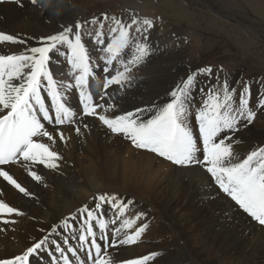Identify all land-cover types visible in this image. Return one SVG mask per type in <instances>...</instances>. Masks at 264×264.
<instances>
[{"label": "bare ground", "instance_id": "1", "mask_svg": "<svg viewBox=\"0 0 264 264\" xmlns=\"http://www.w3.org/2000/svg\"><path fill=\"white\" fill-rule=\"evenodd\" d=\"M48 1L37 0L33 3L32 0H0V33L13 35L24 42L0 43V55L27 53L32 47L45 46L46 38L52 36L51 33L55 31L51 30L48 24L42 23L41 14L44 11L46 13V8L43 9V7H46ZM119 2L120 0H73L72 4L76 10L79 9L78 3L83 4L77 17H73L72 13H65L66 9L62 6L61 14L68 17L69 22H73L94 17L97 13L92 10L99 5H102V9L106 8V11H114L113 6L119 5ZM253 6L257 11L264 9L261 4ZM35 12H38L37 26L41 29L37 33L32 31V18ZM116 17L122 22H130L134 16L120 13ZM137 21L141 20L137 19ZM159 24L161 25V22L153 21V27L147 32L148 43L150 46L154 43H162V59L169 61L171 54H178L182 48L174 47L168 39L164 32L168 26L159 27ZM66 28H73V31H76L74 26L68 24L57 29L54 35L64 32ZM111 36L110 32L108 35L104 32L103 38L108 42ZM96 37L82 41L85 46L88 45V41L90 42L93 50L87 48V51L90 62L94 63L99 60H93L92 57L101 51L95 40ZM57 48L59 51L54 49L49 53L51 59L48 69L56 81L57 88L60 89L63 85L62 96L74 115L71 121L61 125L49 124L41 118L46 129L54 135L55 144L48 141L46 137L33 138L48 144L51 150L59 154L61 158L56 161L58 165L56 168L22 160L0 166L9 171V174L28 193L25 195L19 192L0 177V194H2L0 201L6 202L21 213L0 214V260H13L16 256L23 255L28 248L33 247L41 239L48 237V242L29 257L28 264H94V260L100 257L96 256L92 247L91 249L83 247L91 246L92 240L96 237L101 239L102 235V242L95 239L96 243L101 245V256L104 260L111 257L115 264L138 260L146 256H151L152 259L145 264H184L187 262L185 252L175 253L170 234L166 235L161 223L155 220L153 214L148 213V206L157 205L168 224H174L177 228L185 230L187 239L195 241V246H187L190 252H195L198 258L203 253L208 259L211 258V261L206 260L207 264H264V227L239 213L238 207L236 208L234 203L216 188L215 179L204 172L203 167H206L204 164L180 166L166 159L164 161L163 157L158 159L157 154L135 147L131 139L126 138L124 134L113 133L97 117L82 114L83 105L75 93L77 89L67 87L69 83H75L73 69L68 60L70 52L66 45H58ZM152 52H154L153 49L150 54ZM128 57L131 58L125 55V58ZM118 64L116 62L110 71H117ZM105 66L104 60H100L97 66L98 75L104 79L107 77V72L103 71ZM155 67L153 75L144 78L143 81L164 79L168 75V65L157 64ZM132 74L131 71L128 75ZM98 79L91 82L97 83ZM131 86V89L126 87L125 90V86L110 85L111 97L103 87L102 96L97 104L105 105V108H97V112L112 118L140 109L142 105L137 98L148 97L152 91L149 85L143 82L137 84L133 82ZM89 87L93 88L94 85L90 84ZM98 91L99 89H95V92ZM209 93L211 91L207 93V96ZM164 94L167 95L168 91ZM42 95L47 98L46 104L51 106L52 102L47 97V93L42 90ZM92 102L95 104V101L92 100ZM162 102L159 101L158 104ZM202 106L203 103L196 105L191 111L192 118H187L188 125L193 129L196 137L199 136V126L197 124L192 127L191 124ZM146 108L145 120L156 110V108ZM50 115L54 117L55 113L50 112ZM259 117L261 116H257V119ZM262 119L264 123V116ZM76 128H79V134ZM58 132L63 133V140L60 139ZM226 142L231 143L233 150L236 147L245 151L252 148L258 150L264 147V134L259 136L238 133L232 135L231 140ZM198 148L196 155L202 160V142L198 143ZM196 171L200 173L201 178L194 186L188 188V193L184 197L182 194L174 193L166 198L163 191H173L175 181L179 186L184 185L186 176ZM29 172H35L40 180H34ZM167 181L169 183L163 186ZM113 192H119V196L112 194ZM134 194L143 198L147 206L134 202L131 197ZM101 195L108 197V200L100 207L105 211L97 214L98 220H102L105 227L101 231L97 221H92L96 236L89 237L86 231L87 214L82 210L87 208L97 212L96 204ZM111 197H115V201H112ZM118 204L123 205V216L120 215V209L116 206ZM125 219L133 221L131 228L117 233V229L122 228V222ZM5 220L9 223H4ZM143 225L147 227L136 243L118 244L117 247L105 249L104 238H107L108 243L112 240L118 242L126 233L132 234ZM75 226L78 227V231ZM205 230L210 232L202 233ZM69 235L71 237L66 242ZM81 236L86 239L82 240ZM205 244L206 248L202 249L201 246ZM212 251L214 254L210 257L209 253Z\"/></svg>", "mask_w": 264, "mask_h": 264}, {"label": "snow or ice", "instance_id": "2", "mask_svg": "<svg viewBox=\"0 0 264 264\" xmlns=\"http://www.w3.org/2000/svg\"><path fill=\"white\" fill-rule=\"evenodd\" d=\"M32 2L36 3L37 0ZM104 18L109 19L107 16ZM111 20L114 26L110 28V32L114 35L105 44L104 34L97 32L96 42L104 45L102 51L106 56L101 57L106 65L104 71L109 72L114 61H120L124 70L105 77L103 85L105 89L112 84L122 85L128 82L131 79L128 75L131 67L143 62L152 51L147 35L148 30L153 27L152 20L145 18L142 22H138L135 17H132L130 22H122L116 17H112ZM95 22L94 20L93 23ZM80 28L79 23L75 25V32L73 28H66L62 33L47 37L45 46L32 47L27 53L0 55V166L21 160L44 164L51 168L58 166L56 161L61 158L59 154L51 150L48 144L33 138L46 137L55 144L54 135L46 129L41 118L49 124L61 125L71 121L74 115L62 96L63 85L60 89L57 88L56 81L48 69L51 59L49 53L54 49L59 51L58 45H66L70 52L68 60L75 81L74 84L69 83L67 87L79 91L84 116L97 117L113 133L124 134L126 138L131 139L135 147L147 149L176 165L204 164L219 189L254 220L264 225V148L253 151L240 160L234 154L231 143L226 142L231 140V137L221 136L225 130L233 132L236 130L237 115L242 116L249 123L253 120L255 111L249 108V85L245 83L240 91L235 109L232 107L235 89L230 88L227 82L222 84L219 90H213L208 94L203 106L195 115L199 126L198 137L194 136L193 129L187 122L188 98L194 85V75L189 76L177 90L173 91L171 93L173 99L156 109L148 119L145 120L140 115L146 111L144 109L110 118L97 112V108L103 109L105 105L92 102L93 97L88 90L89 78L92 76L90 57L85 44L82 43ZM69 33H73V39L69 38ZM137 33L140 35L137 36ZM3 42L24 43L13 35L0 33V43ZM126 50L131 52V58L124 63L122 56L126 55ZM200 71L208 73L211 69ZM42 90L51 99V106L46 104L47 98L42 95ZM257 103L260 109L264 110V97H261ZM234 111L237 115H230ZM50 112L55 113L54 117ZM79 131V128H76L77 134ZM57 134L61 140L64 139L63 133ZM199 142L203 144L202 160L196 155L199 151ZM29 175L34 180H40L35 172H29ZM0 177L19 192L28 195L26 189L9 174V171L0 168ZM98 199L97 212L108 197L101 195ZM115 199L111 197L112 201ZM116 206L123 216V205ZM82 211L87 213V234L89 237H95L92 221H97L101 231L105 224L102 220H98L96 212L87 208ZM4 213L21 214L6 202L0 201V214ZM4 223L9 221L5 220ZM132 224L131 220H123L122 228L117 229V233L131 228ZM146 227L147 225H143L132 234L126 233L118 242L112 240L108 243L107 238H104L105 249L117 247L118 244L136 243ZM81 239L84 240L86 237L81 236ZM47 242L48 237H45L28 248L23 255L16 256L13 260H0V264H28L29 257ZM91 247L95 250L96 256L100 257L94 260V264H115L111 257L108 260L103 259L101 245L96 243L95 239L92 240ZM150 259L151 256H146L120 264H145Z\"/></svg>", "mask_w": 264, "mask_h": 264}, {"label": "rangeland", "instance_id": "3", "mask_svg": "<svg viewBox=\"0 0 264 264\" xmlns=\"http://www.w3.org/2000/svg\"><path fill=\"white\" fill-rule=\"evenodd\" d=\"M72 1L73 0H49L46 3V7H43V9L46 8V13L44 11L43 14H41L42 23L44 25L48 24L51 30H55L51 35H54L56 30L61 27H65L68 24L75 27L77 23L81 25L79 33L82 37V41L88 40V38H94L98 31L102 34L106 32V35H108L110 28L114 26L111 18L120 15V13H125L132 14L134 17L141 20L138 22H142L143 19L147 18L152 21L157 20V22H161V25H158L159 27L168 26L164 31L168 39L174 44V47L179 46L182 48L179 50L181 52L178 51V54H171L170 60L166 61L162 59L163 56L161 55L162 43H154L150 46L154 52L149 54L140 65L137 64L131 67V71L133 72L130 76L131 79L123 83L122 87L125 86V90L126 87L131 89V84L133 82H135V84L143 82L148 84L152 91V94L148 97L140 96L137 98V101L142 105L140 109L145 110L147 109L146 107L158 109L163 107L164 104L169 103L173 99L171 93L177 90L187 78L192 75H194V85L189 92L188 118H192L193 114H191V111L196 105L204 104L209 91L219 90L221 85L225 82H227L230 88L235 89L232 103V107L235 109L237 107L240 91L245 83H247L250 87L249 108L255 111V116L251 123H249L242 116H238L235 111L230 113V115H237L236 130L234 132L225 130L221 133V136L226 137L229 135V137H231L238 133L259 136L264 134V123L262 119L264 110H261L257 103L261 97H264V9L257 11L254 10L253 6L256 4L264 6V0H120L118 3L119 5L113 6L114 11H106V8L102 9V5H99L98 8L96 7L92 10V12L96 11L97 13L94 17H86L69 22V18L61 14L62 7L66 9L65 13H72V15H74L73 17H77L79 10L83 6V4L78 3L79 9L76 10ZM33 15L32 31L33 33H37L41 31L39 26H37L38 12H35ZM105 16L109 19H105ZM73 17L70 18L72 19ZM97 19H99V21H97ZM94 20L96 21L95 23H93ZM101 25H103V27H101ZM110 34L114 35L111 32ZM69 38H74L72 33H69ZM95 40L97 41V37ZM106 42L107 40L105 39V43ZM99 46L101 51L92 57L93 60L99 61L96 63L90 62L92 76L89 78V85L93 84L94 87H89L88 89L92 94L95 104L98 103L99 98L102 96L103 85L105 83L104 77L98 75L99 72L97 71L100 60H103L101 57L106 56V53L102 51L104 45L99 44ZM86 48L92 49L89 41ZM126 55L131 57V52L126 50ZM122 59L124 63H127L129 57L125 58V55H123ZM173 60L175 62H173ZM116 62L119 63V69L117 71H123L124 69L120 61H114L113 65ZM157 64L168 65V75L164 79L143 81L144 78L153 75V71L156 69L155 66ZM206 68H210L211 72L204 73L200 71ZM115 72H107L106 76L114 75ZM96 78H99L97 83L91 82ZM95 89H99V91L95 92ZM77 91H75V93L77 97L80 98ZM106 91L108 92V96L111 97L109 94V87ZM165 91H168L167 95L164 94ZM159 101L163 102L158 104ZM152 103L154 104L151 105ZM134 112L136 111H133V113ZM140 115L144 119L146 113L142 112ZM259 115L261 117L257 119ZM197 124L198 122L196 119H192L191 126L193 127ZM253 151L256 150L252 148L245 151L238 149V147L233 150L238 159L246 158V156ZM152 154L156 153L152 152ZM159 158L161 157L159 156L158 159ZM203 169L208 176H211V174L207 172L206 167H203ZM189 174L190 175H187L185 178L184 185L179 186L175 181V189L173 191H163L166 198L174 193L182 194L184 197L188 193L190 187L194 186L201 178L198 171ZM201 174L204 176L202 172ZM168 183V181L165 182L163 186ZM216 188L221 194L231 200L230 197L219 189L218 185H216ZM112 194L119 196V192H113ZM131 197L134 202L142 206H147L143 198L138 195L134 194ZM231 202L234 203L233 205L236 208L238 207L237 209L240 214L246 215L251 221L258 223L234 201L231 200ZM104 211V208H100L96 213L100 214ZM148 213L153 214L155 220L161 223L165 229L166 235L170 234V238L173 239L172 244L175 253L185 252L187 262L184 264H207L206 260L211 261V258L208 259L204 253L198 258L195 252L189 251L187 246H195V241L187 239V232L185 230L179 227L177 228L174 224H168L166 217L161 214V210L157 205L148 206ZM85 214L87 213L85 212ZM172 218H174L173 215ZM200 218L202 219L203 215L200 216ZM171 221L174 220L171 219ZM150 222H152V220ZM259 225L264 227V225ZM75 227L77 229L76 231H78V227ZM208 232L210 231L205 230L202 233ZM194 234H196L195 231ZM70 237V235L67 237L66 242ZM95 239L98 238L96 237ZM98 241H103L102 235L101 239H98ZM199 247L198 245V248ZM83 248L91 249V246H85ZM201 248L205 249L206 244L202 245ZM213 254L214 251L209 253V256L211 257Z\"/></svg>", "mask_w": 264, "mask_h": 264}]
</instances>
